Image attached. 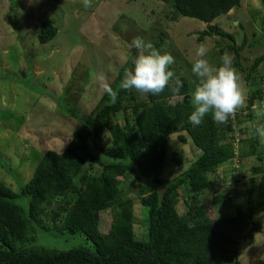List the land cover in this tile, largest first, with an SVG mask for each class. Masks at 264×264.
Returning a JSON list of instances; mask_svg holds the SVG:
<instances>
[{
  "label": "trees",
  "instance_id": "obj_1",
  "mask_svg": "<svg viewBox=\"0 0 264 264\" xmlns=\"http://www.w3.org/2000/svg\"><path fill=\"white\" fill-rule=\"evenodd\" d=\"M157 1L171 9L172 21L185 17L203 22L205 29L198 41L213 35L231 41L226 47L234 57L233 66L245 73L248 97L244 109L237 110L225 124L216 123L207 114L199 126H193L188 119L194 111L193 81L171 65L169 70L182 85L179 93L171 91L170 82L159 95L148 94L139 100L134 89L121 87L124 71L132 67L136 54L131 51L93 110L86 116L75 115L79 125L61 153L46 151L19 192L0 181V264H236L241 243L251 241L261 230L254 215L264 212V176L257 187L255 176L261 173L264 144L255 133L244 137L242 123L254 122L253 105L264 97L260 87L264 76L257 73L264 55L246 67L242 59L246 35L236 46L234 36L214 23L238 8L241 0ZM56 34L57 28L44 21L36 39L46 44ZM162 36L151 43L163 51ZM109 89L116 94L114 103ZM177 133L182 142L186 138L181 134L186 133L200 154L187 170L165 180L161 174L168 140ZM250 157L260 164L251 169L246 205L237 207L233 215L210 217L208 211L218 196L211 204L198 205L194 200L216 190L220 167ZM173 160L181 163L177 154ZM128 179L135 184L138 202L146 209L144 240L135 236L134 202L123 193L122 184ZM180 190L189 196L184 199L182 215L177 209ZM230 191L229 186L225 188V194L219 196L221 202ZM20 198L27 200L25 209L17 204ZM57 199H65V205L51 210L50 225L42 224V217L48 216L45 207ZM106 210H111L112 220L108 231L102 233L100 213ZM40 230L82 233L91 246L69 250L26 246L36 240Z\"/></svg>",
  "mask_w": 264,
  "mask_h": 264
},
{
  "label": "rangeland",
  "instance_id": "obj_2",
  "mask_svg": "<svg viewBox=\"0 0 264 264\" xmlns=\"http://www.w3.org/2000/svg\"><path fill=\"white\" fill-rule=\"evenodd\" d=\"M91 4L85 8L83 0H0V181L15 192L29 181L46 151L64 150L79 125L75 115H88L131 51H136L133 58L138 55L137 49L128 47L134 37L153 42L163 35V51L175 59L171 66L190 81L195 79L191 65L198 45L208 47L205 59L213 66L221 62V48L223 55L232 56L226 47L230 40L222 41L213 35L198 41L205 24L185 17L172 21L171 9L157 0H91ZM44 21H50L57 28V34L48 43L40 44L36 37ZM214 23L234 36L236 46L241 45L246 35L247 45L242 51L246 67L255 57L264 55L262 0H241L238 8L218 17ZM237 73L248 97L245 73ZM257 73L264 76V61ZM260 87L264 92L263 83ZM136 96L142 100L139 93ZM257 123L264 124V116L242 123L244 137L255 133L252 125ZM181 135L186 138L185 142L179 139L178 133L169 137L162 179L171 180L180 175L200 154L189 136ZM105 141L109 142L108 134ZM176 154L181 159L179 165L173 160ZM258 164L250 157L242 162L235 159L231 166L220 167L217 171L220 184L216 190L194 201L198 205L211 204L218 196L208 215H233L237 207L246 205V191L253 176L251 169ZM260 165L255 187L264 176V161ZM122 186L123 193L134 202L135 236L144 240L146 209L139 204L131 179ZM228 186L231 189L228 198L221 202L219 196L225 194ZM188 197L180 190L177 209L181 215L186 210L184 199ZM65 203V199H57L45 207L44 213L48 216L42 217V224L50 225L51 210ZM17 204L25 209L27 200L20 198ZM254 217L260 221L261 230L253 234L251 241L241 243L236 264H264V212H257ZM111 220V210L100 213L102 233L108 231ZM26 246L69 250L90 247L91 242L82 233L40 230L36 240Z\"/></svg>",
  "mask_w": 264,
  "mask_h": 264
},
{
  "label": "clouds",
  "instance_id": "obj_3",
  "mask_svg": "<svg viewBox=\"0 0 264 264\" xmlns=\"http://www.w3.org/2000/svg\"><path fill=\"white\" fill-rule=\"evenodd\" d=\"M84 7L92 6L91 0H83ZM129 48L138 50V55L132 60V67L124 71L121 87L125 90L134 89L143 98L148 94L159 95L172 83L171 91L179 93L181 82L169 66L175 63L174 57L162 50H158L151 42H146L141 37H134ZM208 47L198 45L192 62L191 72L193 91L191 103L194 106L189 116L193 126H199L207 114L218 124H225L234 116L238 109L246 103V92L242 87L241 79L233 66L234 57L224 53L219 66H213L205 59ZM109 92L112 102L116 94ZM257 117L264 116V102L253 105ZM255 135L264 141V124L254 126Z\"/></svg>",
  "mask_w": 264,
  "mask_h": 264
}]
</instances>
